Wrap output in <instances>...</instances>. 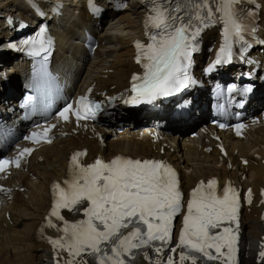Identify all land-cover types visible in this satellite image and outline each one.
I'll return each mask as SVG.
<instances>
[{
    "label": "snow or ice",
    "instance_id": "obj_1",
    "mask_svg": "<svg viewBox=\"0 0 264 264\" xmlns=\"http://www.w3.org/2000/svg\"><path fill=\"white\" fill-rule=\"evenodd\" d=\"M243 3L244 0H175L173 7L169 0H156L147 23L161 29L163 35L159 39L152 36V43L146 47L137 42V48L141 49L148 62L144 64L143 78L133 76L134 81L142 82L133 83L135 96L131 98L132 102L151 103L159 96L172 95L187 86L186 65L196 49L194 41L210 26L216 13H221L224 19V45L208 70L222 62H231V38L236 37L242 42L245 32H255V28L249 29L241 18L239 6ZM89 5L98 10L94 0H89ZM44 36L45 30H41L38 41L25 43H38L41 50H46L50 42ZM137 59L139 61L141 57ZM100 109V104H92L81 97L80 107L75 110L77 121L95 119ZM70 110L71 104L60 113L66 121ZM54 127L45 128L41 138H45ZM242 127L237 125L238 134ZM36 136L37 133H33L32 138ZM31 151L25 148L20 156ZM81 155L84 153H76L72 157V164L79 167V173L71 183L65 182L68 190L59 184L53 186L57 195L48 217V226L56 227L52 217L63 221L61 209L71 210L85 201L89 202L84 209L86 220L76 223L64 221V227L60 229L64 235L59 239L49 238L54 247L64 248L72 256L68 264H87L83 260L85 254L94 257L98 264H128L129 260H135L136 250L154 241L166 243L171 238L172 220L182 207L179 180L171 166L164 161H141L119 156L107 163L97 158L93 164L79 166L78 157ZM8 163V160L0 159V172L5 171ZM15 163L20 166L19 157ZM216 183L214 179L208 182V188L213 191L207 194L203 192L204 182L193 190L180 235V246L186 250L180 254L181 264L186 260L196 264L201 258L212 261L225 257V264H235L237 236L234 230L223 227L222 232L215 234L212 230L221 228L225 221L238 222V194L228 187L222 197H217L214 192ZM248 195L250 202L251 190ZM129 228L130 231H125ZM156 251L161 249L156 248ZM260 255L264 257V252ZM167 264H174L172 257L168 258Z\"/></svg>",
    "mask_w": 264,
    "mask_h": 264
},
{
    "label": "bare ground",
    "instance_id": "obj_2",
    "mask_svg": "<svg viewBox=\"0 0 264 264\" xmlns=\"http://www.w3.org/2000/svg\"><path fill=\"white\" fill-rule=\"evenodd\" d=\"M110 1L109 7L113 5V0ZM106 2L107 0H103V3ZM68 6V14L61 21L63 27L58 33L59 48L55 54V61L65 59V67L72 71L66 74L75 78L74 81L80 78L79 88L82 91L88 85H92L94 95L103 90L119 94L128 87L130 72L137 68L132 61L131 42L132 38L140 33L142 3L135 0L128 12L111 17L118 28L112 25L108 28L118 30L120 33L101 32L97 27V19L85 11L83 4L81 7H73L70 2ZM76 9L78 15L74 14L77 12ZM14 11L22 17L28 13L21 0H0V13L12 14ZM108 13L113 15L115 11L110 8ZM261 16L264 18V0ZM1 25L0 17V27ZM84 27L91 28L99 42L92 58L86 55V50L78 42ZM4 34V30L0 29V37ZM23 69V63H12L13 73H2L6 80L0 96L6 97L0 99V113L6 108L5 100L12 101L15 94L20 91V78H24ZM7 71H10V68ZM258 100H261L260 105H263L264 96L255 98L254 107H257ZM203 114L201 113L199 117L203 118ZM60 125L66 132L65 135L32 151L23 160V168L15 169V174L7 179L12 183L19 180L23 188L13 192L12 197L5 199L0 206V264H48L46 257L55 249L38 238L37 228L48 207L49 184L64 173L66 159L74 148L85 146L88 158L96 153L108 158L117 152L165 156L178 168H182L184 186L192 185L199 177L211 175H217L221 180L227 177L235 178L244 186L252 184L256 190L263 181L264 124L248 129L243 138H234L230 133L220 132L223 137H228V140L223 139L225 154L217 147L220 141L214 140L208 133L197 137L195 141L194 138L186 136L188 133L186 127L182 135L168 134L164 139L152 141L150 138L139 139L134 134L125 136V131L110 138L107 133L115 134L114 129L105 126L95 125L94 129L77 127V132H74L68 123ZM207 145H211L212 148L207 150L205 148ZM240 156H245L248 163H242ZM242 227V253H251L247 262L243 263L257 264L256 250L252 247L264 232V228L259 219V207L255 203L245 206ZM58 260L59 264L63 263L62 259ZM143 262L148 264L145 260ZM259 264H264V259Z\"/></svg>",
    "mask_w": 264,
    "mask_h": 264
},
{
    "label": "rangeland",
    "instance_id": "obj_3",
    "mask_svg": "<svg viewBox=\"0 0 264 264\" xmlns=\"http://www.w3.org/2000/svg\"><path fill=\"white\" fill-rule=\"evenodd\" d=\"M129 1V5L132 3V2H134V0H128ZM129 11V9L128 8H124L123 10H122V12L123 11ZM120 14V13H119ZM118 14V15H119ZM109 23H110V19L108 18V19H106V20H104L103 22H102V27H103V29L102 30H106V27H108V25H109ZM111 24H114V21L112 22L111 21ZM114 26H115V24H114ZM109 29L107 28V31H108ZM110 32H114V30H109ZM245 256H243V258H244ZM257 264H259V263H257Z\"/></svg>",
    "mask_w": 264,
    "mask_h": 264
}]
</instances>
